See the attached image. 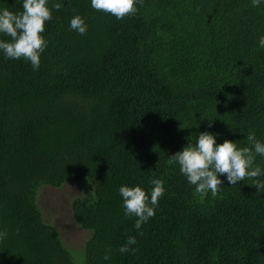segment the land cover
I'll return each mask as SVG.
<instances>
[{"label":"trees","instance_id":"trees-1","mask_svg":"<svg viewBox=\"0 0 264 264\" xmlns=\"http://www.w3.org/2000/svg\"><path fill=\"white\" fill-rule=\"evenodd\" d=\"M47 7L38 70L0 51V264H264V175L220 176L218 194L202 196L169 160L203 132L264 143V0H138L123 19L91 0ZM77 15L85 35L70 28ZM154 179L165 192L137 230L119 188L150 199ZM68 184L80 190L73 223L90 234L82 249L41 207L42 190ZM128 237L135 254L119 251Z\"/></svg>","mask_w":264,"mask_h":264},{"label":"clouds","instance_id":"clouds-1","mask_svg":"<svg viewBox=\"0 0 264 264\" xmlns=\"http://www.w3.org/2000/svg\"><path fill=\"white\" fill-rule=\"evenodd\" d=\"M138 0H91V7L123 19L137 11L135 5ZM261 0H252L253 7H258ZM48 0H23L22 11L13 13L8 9L0 10V34L10 37L9 42L0 40V51L6 58L30 61L33 70L40 66V55L47 47V41L42 36L45 31V22L52 19L51 10L47 7ZM62 4L55 3L53 8L59 10ZM70 28L80 35L87 33V25L79 16L70 21ZM259 46L264 48V36L259 38ZM211 127V123H209ZM247 140L252 148H238L236 143L225 140L217 145L216 137L208 132L198 135L195 144H189L182 151L169 157L170 162L178 164L180 172L190 185L195 186V191L206 196L210 191L216 196L220 191L223 181L220 176H226L231 185H236L245 178H258L264 175V170L255 165L256 156L264 157V143L256 139L254 132H249ZM153 188L149 195L141 187L122 186L119 194L123 198V207L126 217H136L135 228L139 230L144 223L155 215V207L159 198L164 195L163 181L154 179L150 181ZM257 191L264 190V182L254 179ZM7 236V232H0V240ZM135 237H128L126 244L119 248L121 253L131 252L136 249L131 245L136 244ZM111 249L107 250L110 253ZM105 254L104 260H109L110 255Z\"/></svg>","mask_w":264,"mask_h":264},{"label":"rangeland","instance_id":"rangeland-1","mask_svg":"<svg viewBox=\"0 0 264 264\" xmlns=\"http://www.w3.org/2000/svg\"><path fill=\"white\" fill-rule=\"evenodd\" d=\"M41 192V207L48 215H55L51 221L62 233L66 243L72 249H82L90 234L73 223L70 213L71 201L79 195V188L68 184L61 189L46 187Z\"/></svg>","mask_w":264,"mask_h":264}]
</instances>
